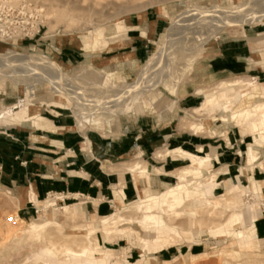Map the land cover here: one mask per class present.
Returning a JSON list of instances; mask_svg holds the SVG:
<instances>
[{"label": "rangeland", "instance_id": "rangeland-1", "mask_svg": "<svg viewBox=\"0 0 264 264\" xmlns=\"http://www.w3.org/2000/svg\"><path fill=\"white\" fill-rule=\"evenodd\" d=\"M29 1L41 12L42 28L39 34L32 41H25L21 44L0 42V62H17L22 68L18 70V68L13 67L9 69L10 72L12 71L10 74H7V70H0V114L2 115L8 108L23 102L19 113L15 114L19 109L13 110L11 115L4 114L0 119V135L3 137L5 131L8 134L15 131L10 128L12 126L31 131L30 122L22 123L20 117L31 118L36 115L45 118L48 122L56 121L59 116L67 117L77 131V118L85 119L87 123L84 124L88 129L84 131V134L90 130L88 123L91 127L97 128L105 122L106 129L109 132L104 137H108L109 140H115L121 126L127 125L132 128L136 122L160 123L172 117L175 119L170 125L172 132H175L177 125L180 131H187L188 122L181 119L197 121L200 118L191 115L189 112L186 114H184V111L177 112L174 93L179 83L188 79L191 68L197 61L203 47L216 37L235 34L242 27L248 28L264 24V18L259 21L251 19L250 22H244L246 24L231 23L232 16L230 15L237 14L236 17L239 19L256 16L255 14L263 10L264 0ZM151 8H157L161 10L162 14L163 12L167 14L163 31L154 44V48L158 49L157 54L143 66L141 72H139V69L144 62L127 65L123 68L120 65H111V61H105L103 58L111 55L105 54V52L110 47L116 46V43L122 39H118V37L121 29H124V22L129 17ZM200 18L205 19V23ZM71 52L79 55L76 62L61 64L62 53ZM102 61L103 63H100ZM47 67L55 71L57 80L43 73ZM5 74L8 77H4ZM141 77L145 79L138 81ZM232 79H243L251 83L254 82V84L256 82L245 77H234L227 80ZM261 82L264 83V81ZM58 83L60 86L57 85ZM48 85L57 87L59 91L55 93L49 90ZM213 85H206L200 89L209 90ZM123 89L131 90L125 91ZM121 90L123 91L122 96ZM59 94L60 96H65L61 94L70 96L77 103V106L68 107L63 100L60 103L54 98ZM136 95L141 97L131 108L130 102L129 105L126 102L128 103V100L130 101ZM115 97L116 100L119 98L118 101L115 100ZM198 97L199 103L197 106L201 101L200 96ZM119 100L126 104V107L124 106V109H126L124 114L126 115L102 116L96 115L97 113L94 111L83 112L79 115V112L76 111L77 108L80 109L81 105L86 104L103 105L106 103L107 106L115 107L114 103L120 102ZM247 104L250 105L249 102ZM235 105L230 109L235 111L243 107L242 104L237 103ZM25 106L26 109L24 110L23 107ZM57 106H63L62 109L64 110L57 109ZM122 106L116 107L114 113L121 112ZM169 106H171L170 110L168 109ZM55 113H58L59 116ZM212 117L215 116H203L201 119L209 127L214 128L216 133H226L228 131L234 136L237 130L242 135H248L249 133L248 126L243 120L240 125H236L233 121L221 123L217 118L212 121L210 120ZM8 128L10 130H6ZM78 132L82 134L80 131ZM97 133L101 135V133ZM22 135L27 136V133L23 132ZM218 138H220V135L208 138L206 141L209 142L210 146L216 147L220 143ZM250 138H245L246 148L243 146L240 152L246 151L247 146L251 143ZM181 147L187 150L185 145ZM190 152L198 155L194 151ZM261 156L258 155V161ZM156 160L161 161L160 159ZM137 161L139 160L127 164L124 168L125 171L128 172V167ZM139 162L144 165L142 161ZM212 168H214L213 164ZM251 168L250 172L254 169ZM233 173L230 172V175L227 176V179L233 185L247 187L252 182L249 179H246L247 183L244 181L235 182ZM156 174L157 171L154 169V175ZM151 180V177H149L148 188L152 193H158L175 184V180H172L170 185L159 186L153 184ZM191 182L193 180L188 183ZM221 184L216 182V187L213 190L214 196L223 193ZM255 184L258 185L260 193L258 192L257 195L251 194L250 196L243 194L240 197L241 203L235 209L228 210L223 206L213 209L210 205H197L194 207L191 200H188L174 210L177 214L171 212L162 215V220L166 225L178 226L190 231V233L177 232V235L173 232L168 233L171 246L167 249L168 254L163 257V260L169 261L168 264H264V255H262L264 251L261 248L249 249L236 245L235 235L238 232H244L246 229L242 226L243 221L240 222V226L229 229V235L227 236L218 237L208 232V229L220 225L230 215H241L242 209H248L251 213L256 211L259 218L261 212H264V194L261 195V187H264V181ZM192 186L188 187V190L192 189ZM51 196L54 200L59 197L56 195ZM24 197L22 193L17 192L15 189H9L0 184V264L48 263L46 258L38 260L33 258L42 249L49 250L51 261L65 262V250L77 252L83 247L88 249V256L90 251H93L94 258L102 257L104 250H115L114 252L111 251V257L108 258L110 260L109 264H135L137 261H140L138 264H163L161 259L156 258L158 255L155 254H146L143 258L141 257V234L137 232L138 228L133 226L132 223L119 227L126 228L125 232L132 227L136 230L132 232V237L129 240L125 236H116L113 233L108 236V239L104 240L99 230L95 232L94 236H90L88 240L85 239L84 234L87 232L88 223H94L93 226L99 228L98 220L96 218L88 219L87 215L81 210L82 216L79 214L74 217L63 216L60 214V209L65 205H71V202H63L60 197L54 201L56 211L46 210L45 218L55 221L45 224L44 229L41 228L32 232L27 225L39 221L37 218L38 211L36 207L30 208V205L20 211L19 208L23 206ZM45 198L47 199V197L43 199ZM43 199H40V201ZM135 200L136 197L133 201L123 205L116 198L112 202V207L114 203L120 204L122 215L135 219L139 214L130 206V203ZM113 212L114 209L112 208L109 214ZM188 220L191 222V226L187 224ZM48 233L52 240L46 244L45 236ZM261 245H264V240H257L254 243L255 247ZM188 254H202V256L199 259L191 260L187 257Z\"/></svg>", "mask_w": 264, "mask_h": 264}, {"label": "crops", "instance_id": "crops-1", "mask_svg": "<svg viewBox=\"0 0 264 264\" xmlns=\"http://www.w3.org/2000/svg\"><path fill=\"white\" fill-rule=\"evenodd\" d=\"M165 18L167 14H162L157 8L129 17L118 37L122 39L105 52L111 55L103 59L123 68L144 62L139 69L141 72L158 52L154 44L166 24ZM62 56L61 64H67L76 62L79 55L71 52L62 53ZM234 77H245L259 83L264 81V24L242 27L235 34L221 35L205 45L188 79L177 86L174 93L176 111L186 114L197 107L200 95L195 92L201 87ZM56 108L64 110L60 106ZM174 120L172 117L160 123L136 122L132 128L121 126L115 140L104 137L109 132L105 122L97 128L88 123L90 130L84 134L88 128L82 118L76 120L77 129L82 134L67 117L60 116L56 121L49 122L39 117L37 127H32L31 131L12 126L10 128L14 132L8 134L5 131L4 137L0 135V184L25 196L20 211L27 205L35 207V203L46 199L44 197L56 195L63 202H71V205L65 206L74 207L75 214L82 216L83 212L88 219L108 216L116 198L124 205L136 197L132 177L124 169L127 164L134 160L142 161L148 170L157 171L156 175L150 176L153 184L170 185L175 180L173 173L185 167L188 161L178 155L159 161L153 158L156 151L179 149L195 155L190 151L198 154V148H201L206 153L212 147L206 141L208 138L180 131L178 125L172 132L170 125ZM23 132L27 136H23ZM245 138L250 137L238 130L235 136L228 131L220 133V143L213 147L215 158L211 162L213 169L225 168L224 175L216 179L218 184L229 181L227 176L230 172H234L235 182H246V178L254 183L264 181V148L259 152L262 168L253 166L250 172L247 167V172L239 173L240 168L245 166L244 152H240L243 146L246 148ZM184 145L187 150L182 149ZM263 194L264 187H261ZM253 228L256 240H264V212H261ZM167 249L155 254L163 264L169 262L163 260L168 254Z\"/></svg>", "mask_w": 264, "mask_h": 264}, {"label": "bare ground", "instance_id": "bare-ground-1", "mask_svg": "<svg viewBox=\"0 0 264 264\" xmlns=\"http://www.w3.org/2000/svg\"><path fill=\"white\" fill-rule=\"evenodd\" d=\"M262 9L263 10L255 14L256 16H253L251 18L248 17L247 19H239L236 17L237 14H230L232 16L231 23L246 24L244 22H250L251 19L254 21H259L264 18V7ZM201 20H203L205 23V19L202 18ZM13 67L18 68V70L22 69L20 65L17 64V62H0V70H7V74L12 73V71L10 72L9 69H12ZM43 73L48 74L52 79L57 80L55 78V71L49 69V67H47V69L43 71ZM7 74H5L4 77H8ZM144 79L145 78L141 77L139 80H137L143 81ZM57 85L60 86L59 83ZM47 87L49 88V90L55 93L59 91L57 87H54L52 85H48ZM126 90L130 91L131 89ZM122 92L123 91L121 90V96ZM131 92L129 93L131 94ZM195 94L201 96V102L197 107L191 109L189 113L200 119H198L197 121L181 119L188 122V133L195 136H204L206 138H213L220 135V133H216L214 128L209 127L207 123L203 122V120L201 119L203 116L214 115L215 117H212L210 120L213 121L215 118H217L221 123H228L229 121H233V123L236 125H240L241 121L243 120L248 126V135L251 137V143L247 146V149L244 152L245 166L240 168L239 173L240 175L244 174L247 167L251 168L255 166L257 168H262V162L258 161V155L260 150L264 148V83L256 84L255 82L254 84V82L251 83L243 79L224 80L215 83L209 90H196ZM61 95L65 96H60L59 94V96L54 98L60 103L61 100H63L68 107L77 106V103L72 100L70 96L66 94ZM139 95L133 96L130 101L127 99L128 103L126 102V104L129 105L130 102V107L132 108V105L141 97ZM118 99L116 101H118ZM123 100H125V98H123ZM247 102H249L250 105L247 104ZM22 103L23 102H20L16 106L8 108L5 113H2V115L0 114V119L4 114L11 115L13 113V110L19 109V111L15 114L19 113L21 111L20 107ZM122 103L123 101L117 102L116 104L114 103V105H116L115 107L107 106L106 103L103 105L86 104L81 105L79 110L78 108L77 110H74L78 111L79 115L83 114V112L94 111L95 113H97L96 115H109L111 117H116L125 115L124 111H126V109H124V106L126 104ZM237 103L243 105L240 110L234 111L230 109L236 106L235 104ZM119 106H122L121 112L114 113L116 107ZM23 109L25 110L26 106L23 107ZM34 119L35 121H33ZM112 119L114 120V118ZM20 120L22 123L30 122L29 125L32 128L37 127L36 121L39 120V117H37V115L31 118L20 117ZM174 155H178L182 159H185L186 161H188V164L173 173L175 179L174 185L167 187L158 193H152L148 188L149 177L154 175V169L148 170L145 165H143L139 161L129 166L128 172L132 173L131 177L136 191V200L133 203H130V206L133 207V210L137 212L139 216L135 219H132V217H128L127 215H122L120 204L114 203L113 213L105 217L97 218L98 224L100 225L99 228L94 227V223H88L87 232L84 234L85 239L88 240L90 236H94L95 232L99 230L104 240L108 239V236H110V234L112 233L116 236H125L129 240L132 237V232L136 230L132 227L129 229V231L125 232L126 228L119 227L127 223H132L133 226H136L138 228L137 232L141 234V257L143 258L146 254H157L170 247L171 239L168 237L169 232H173L176 235L177 232L190 233L189 229L179 228L178 226L171 227L169 225H166L161 217L162 215L171 212L177 214V212H174V210L177 207L182 206L186 201L191 200L194 207H196L197 205H210L213 209H218L219 206H223L229 210L237 208L238 204L241 203L240 197L243 194L250 196L251 194L257 195V193L259 192V187L254 183V181L251 182L250 185L248 184L247 187L233 185L230 181H224L221 184L223 193L219 196H214L213 190L216 187V179L218 176L224 175L225 168L222 167L217 170H214L212 168L211 162L212 159L215 158V149L213 147H209L208 152L206 153H203L201 148H198V155L184 153L179 149L156 151L153 155V158L160 159L162 161L165 158L172 157ZM205 174L207 176H204ZM190 180H193V182L188 183ZM190 186H192V189L188 190V187ZM52 198V196H48L47 199L42 201L40 204H38L39 202H34L35 207L38 211L37 218L39 219V221L31 222V224L27 225L30 231L35 232L41 228L44 229L43 227L45 226V224L49 223L50 221H55L45 218L47 209L56 211V205L54 204V201L58 200L59 197H56L55 200ZM75 213L76 209L74 207L64 206L60 209V214L65 217H74L76 215ZM257 218L258 213L256 211H253L251 213L248 209H242L241 215H230L220 225L208 229V232L209 234L216 235L218 237L227 236L229 235V229L234 226H240V222L243 221L242 226H244L246 229L244 232H238L235 235L237 239L236 245L243 246L249 249L261 248L264 251V245L256 247L254 246V243L257 240L255 238L253 223ZM187 224L189 226L192 225L189 220L187 221ZM45 239L46 244H48L52 240V237L48 233V235L45 236ZM111 254V251L104 250V254L102 255V257L94 258L93 251H90V255L88 256V249L86 247H83L77 252L72 250H65V262L51 261L48 249H42L38 254L32 257L36 260L46 258L48 263L42 264H109L110 260L108 258L111 257ZM201 256L202 254L187 255V257L191 260L199 259L201 258ZM139 262L140 261H137L135 264H138Z\"/></svg>", "mask_w": 264, "mask_h": 264}, {"label": "built area", "instance_id": "built-area-1", "mask_svg": "<svg viewBox=\"0 0 264 264\" xmlns=\"http://www.w3.org/2000/svg\"><path fill=\"white\" fill-rule=\"evenodd\" d=\"M41 12L29 0H0V42L32 41L40 32Z\"/></svg>", "mask_w": 264, "mask_h": 264}]
</instances>
